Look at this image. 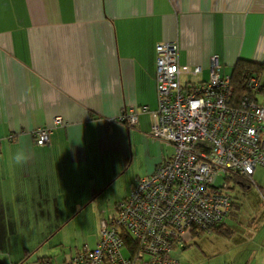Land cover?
<instances>
[{"label":"crops","instance_id":"0c3cea01","mask_svg":"<svg viewBox=\"0 0 264 264\" xmlns=\"http://www.w3.org/2000/svg\"><path fill=\"white\" fill-rule=\"evenodd\" d=\"M166 41L178 43L180 65L201 69L183 81L206 82L212 58L225 76L240 61L264 66V0H0V254L19 259L11 264H27L34 253L40 257L29 264L66 263L80 248L61 251L62 241L57 248L51 238L86 207L107 198L103 220L128 196L134 182L121 194L107 193L134 147L142 144L146 156L159 151L137 180L171 156L151 137L149 114L139 113L131 128L106 123L130 106L156 109L155 46ZM259 77L264 106V67ZM44 127L49 144L36 146L32 133ZM21 150L27 159L18 165ZM251 179L255 189L239 191L264 207V168ZM254 220L251 228L249 220L228 216L219 233L207 234L219 245L246 227V238L210 253L207 263L264 264V218ZM189 234L191 241L201 235L186 234L174 253L185 250ZM97 240L96 231L85 245Z\"/></svg>","mask_w":264,"mask_h":264},{"label":"built area","instance_id":"2783aa9c","mask_svg":"<svg viewBox=\"0 0 264 264\" xmlns=\"http://www.w3.org/2000/svg\"><path fill=\"white\" fill-rule=\"evenodd\" d=\"M178 51L176 41L155 46V110L130 106L106 120L131 128L139 113L149 114L151 137L170 147L171 156L101 220L96 245L82 246L64 264H178L173 253L184 247V236L211 233L230 215L234 185L253 186L255 170L264 168L260 79L248 75L247 93L235 98L230 76L221 75L212 58L206 82L183 81L201 69L180 65ZM50 131L35 130V145H48Z\"/></svg>","mask_w":264,"mask_h":264},{"label":"rangeland","instance_id":"374dc122","mask_svg":"<svg viewBox=\"0 0 264 264\" xmlns=\"http://www.w3.org/2000/svg\"><path fill=\"white\" fill-rule=\"evenodd\" d=\"M142 145V144H141ZM141 145H137L134 147L133 155L131 156V161L129 162L126 171L120 175L117 181L114 183L113 192L107 193L108 195L114 193V196L117 194H121L124 189V185H129L132 182H136L137 179L135 177H139L140 173L145 170V167L148 163L153 162L156 157L159 155L158 148H151V155L146 156L145 149ZM166 146V145H165ZM171 148H167L165 152L169 154L171 152ZM141 179V178H140ZM133 183V184H134ZM256 185L251 186L250 192L255 189ZM240 186L234 185V189L231 191L230 195L232 197L233 203L236 207L233 208L232 212L234 213L233 217L249 220L251 223V228H254L256 223L254 219L264 218V207L260 201L261 198L256 199L251 193L244 194L245 191H239ZM107 195V196H108ZM108 201V199L106 198ZM105 201V200H104ZM100 202L94 205H90L86 207L84 210L80 211L75 220L71 221L70 224H65L63 226V232L59 235L51 238V242L49 245L56 246L60 240L65 245L66 250L62 249L61 251H70L71 248L73 252L75 248H81L85 244L92 245L89 243L93 238L96 231H99L101 220L99 214L102 211L107 210L110 207L108 202ZM115 205V204H114ZM113 205V207H114ZM112 211V210H111ZM112 213V212H111ZM108 216V215H107ZM102 219V217H101ZM255 221V223H254ZM244 223V222H243ZM234 226V225H233ZM238 226V225H237ZM238 228V227H237ZM237 231L236 235L231 239H220L219 245L215 240V235H207L206 233H202L200 236H194V239L190 240V234L188 236V244L183 251H177L174 253L175 259L180 264H209L207 262L211 261L210 253H221L223 251L228 252L230 248H232L236 241L240 240V237L246 238L244 233L241 231L245 227L242 225ZM236 229V228H235ZM51 246V247H52ZM60 248L59 245L56 246ZM238 250L242 251L243 247H240ZM40 257L39 253H34L25 257L27 264L37 260ZM11 259V260H9ZM10 258L2 256L0 254V264H7L13 260L18 262L19 259ZM5 262V263H3ZM15 263V262H14ZM23 264V263H22Z\"/></svg>","mask_w":264,"mask_h":264},{"label":"trees","instance_id":"16d2710c","mask_svg":"<svg viewBox=\"0 0 264 264\" xmlns=\"http://www.w3.org/2000/svg\"><path fill=\"white\" fill-rule=\"evenodd\" d=\"M263 67L264 66L262 65L260 66L257 64H252L250 62H242V61L236 64L230 76L231 84L233 85V88H234L235 98H241L243 95L247 93L246 86H245V78L250 74H254L260 79L259 74L261 72V69H263ZM261 87H262V84H261ZM239 183L242 187H251L249 184H246L243 181ZM234 207H236V205L232 203V210ZM233 215L234 213L231 211L229 216H233ZM222 224L223 223H221L218 227L213 229L212 232L219 233V230L221 229ZM220 234H224V232L221 230ZM48 263H49L48 260L42 261V264H48Z\"/></svg>","mask_w":264,"mask_h":264},{"label":"clouds","instance_id":"9594fccd","mask_svg":"<svg viewBox=\"0 0 264 264\" xmlns=\"http://www.w3.org/2000/svg\"><path fill=\"white\" fill-rule=\"evenodd\" d=\"M27 157L25 155V152L23 150L19 151L15 156H14V161L16 164L21 165L26 161Z\"/></svg>","mask_w":264,"mask_h":264}]
</instances>
